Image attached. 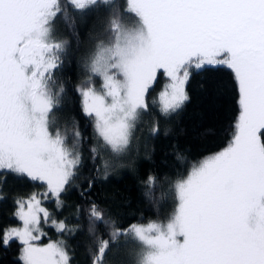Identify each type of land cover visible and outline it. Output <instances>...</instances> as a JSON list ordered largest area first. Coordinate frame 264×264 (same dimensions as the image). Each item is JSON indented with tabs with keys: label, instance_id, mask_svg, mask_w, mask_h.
Here are the masks:
<instances>
[{
	"label": "snow or ice",
	"instance_id": "snow-or-ice-1",
	"mask_svg": "<svg viewBox=\"0 0 264 264\" xmlns=\"http://www.w3.org/2000/svg\"><path fill=\"white\" fill-rule=\"evenodd\" d=\"M67 6L79 14L108 12V39L96 45L85 64L89 80L79 88L94 122L93 161L101 153L124 157L145 118L150 134H158L153 114H178L194 73L230 70L239 93L231 140L175 183L178 203L166 224L119 226L89 199L94 180L81 186L87 207L77 213L96 242L93 264H103L121 241L141 248L136 264H264V0H67ZM66 13L62 0H0V195L8 176L45 188L15 200L21 226L0 230V246H22V264H73L63 241L39 243L42 220L50 218L42 201L62 205L84 167L81 133L69 139L55 122L64 92L55 73L68 47L57 39L56 24ZM92 77L101 79L99 89ZM159 77L168 82L150 100ZM104 167L107 174V161ZM153 182L149 177V187ZM52 224L74 234L63 220Z\"/></svg>",
	"mask_w": 264,
	"mask_h": 264
},
{
	"label": "trees",
	"instance_id": "trees-1",
	"mask_svg": "<svg viewBox=\"0 0 264 264\" xmlns=\"http://www.w3.org/2000/svg\"><path fill=\"white\" fill-rule=\"evenodd\" d=\"M67 19L61 17L56 24L57 39L67 42L63 66L55 73V86H63L64 92L55 113L56 126L69 139L74 130L81 133L78 151L84 167L74 181L73 187L62 195V205L54 198L43 200L48 209L49 221L42 220L41 228L46 234L39 243L63 241L71 251L73 264H93L96 242L88 231L87 221L77 213V207H87L81 199L80 188L89 179L94 180L89 199L97 202L106 217L119 226L166 222L175 212L177 198L175 183L187 176L208 156L221 151L232 138L234 125L239 115V93L230 70L215 73L193 74L186 90L189 100L178 114L153 115L159 121V133L149 132L150 118H145L136 133L131 150L119 160L101 153L95 161L91 149L97 146L94 122L83 110L79 88L89 80L85 64L96 45L108 39L105 22L106 9L79 14L67 6ZM121 5L124 0H118ZM134 24L135 18L128 17ZM92 84L99 86V77H92ZM167 79L159 77L150 100L158 99ZM54 86V90H55ZM109 168L105 174V162ZM98 169V171L94 170ZM154 178L149 187L148 178ZM45 188L26 178L8 176L0 195V230L19 227L15 217V200L27 198L32 193H42ZM63 220L73 228L74 234L57 232L52 221ZM102 233L104 229H99ZM19 242L8 247L0 246V264H22ZM141 248L136 243H124L113 248L103 258V264H136Z\"/></svg>",
	"mask_w": 264,
	"mask_h": 264
},
{
	"label": "rangeland",
	"instance_id": "rangeland-1",
	"mask_svg": "<svg viewBox=\"0 0 264 264\" xmlns=\"http://www.w3.org/2000/svg\"><path fill=\"white\" fill-rule=\"evenodd\" d=\"M101 84H102V83H101ZM101 84H100L99 86H97V85H93V86L96 87L97 89H99V88L101 87ZM166 84H167V83H166ZM166 84H165V85H166ZM161 91H162V90H161ZM82 103H83V108H84V98H83V97H82ZM197 165H198V164H197ZM191 169H192V168H191ZM190 172H191V170L189 171V173L187 174V176L190 174ZM187 176L184 177L183 179H186ZM174 213H175V212H174ZM174 213H173V215H174ZM173 215H172V216H173ZM172 216H171V217H172ZM171 217H170V218H171ZM170 218H169V219H170ZM169 219H168V220H169ZM168 220H167L166 222H163V223L166 224V223L168 222ZM151 223H152V222H151ZM156 223H162V222H156ZM145 225H146V224H145Z\"/></svg>",
	"mask_w": 264,
	"mask_h": 264
}]
</instances>
